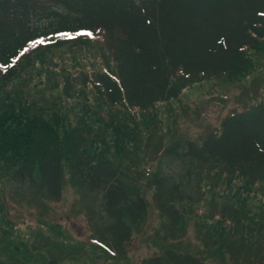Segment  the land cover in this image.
Here are the masks:
<instances>
[{
	"label": "trees",
	"instance_id": "obj_1",
	"mask_svg": "<svg viewBox=\"0 0 264 264\" xmlns=\"http://www.w3.org/2000/svg\"><path fill=\"white\" fill-rule=\"evenodd\" d=\"M78 33L103 36L116 63L114 70L106 65L105 70L94 71L92 78L82 74L83 83L87 78L93 81L109 105L146 110L179 96L175 81L178 73L198 81L233 78L245 71L247 50L264 39V0H0V70L4 71L0 99L7 102L0 103V161L6 163L7 174L14 181H34L37 173L40 189L48 199L58 201L64 181V157L67 158L74 181L82 178L88 190L102 192L103 211L109 221L104 229L108 243L118 249L125 247L132 225L138 224L147 212L138 187L128 185L118 169L98 152L88 156L84 150L86 144L91 145L90 140L71 138L75 135L72 129L90 130L83 114L76 118L78 125L59 132L60 112L54 113L47 103L38 108L33 99L30 105L39 112L26 111L29 104L26 107L22 102L29 96L19 94L33 78L28 72L18 76L16 67L27 66L22 63L24 58L34 61L38 57V52L24 57L25 51L35 45L30 41H52ZM13 76L20 90L13 85L16 90L11 95V89L6 87L13 84ZM63 84L68 93V76L63 77ZM96 114L92 111V115ZM7 134L15 138L7 139ZM163 153L187 160L202 173L263 178L264 101L258 99L226 115L215 132L201 142L172 140ZM154 179L156 175L151 180L153 186L157 183ZM156 188L155 196L160 193L163 200L161 214L171 225L180 223L183 214L176 204L181 201L172 199V193L178 192L177 184L165 191L161 186ZM229 218L238 234L235 256H247L263 244L264 237L252 241L250 232L254 229L249 230L245 209L231 208ZM253 243H257L255 248ZM4 261L0 264H17L19 260ZM139 264L206 262L199 255L167 248Z\"/></svg>",
	"mask_w": 264,
	"mask_h": 264
},
{
	"label": "rangeland",
	"instance_id": "obj_2",
	"mask_svg": "<svg viewBox=\"0 0 264 264\" xmlns=\"http://www.w3.org/2000/svg\"><path fill=\"white\" fill-rule=\"evenodd\" d=\"M50 40L43 39V43L28 48L24 57L37 52L38 57L34 61L23 57L22 63L27 66L16 67L18 76L28 72L33 78L25 92H19L29 96V102L23 98V106L29 104L26 111L38 113L39 109L30 105L33 99L38 108L47 103L54 113L60 112L59 132L78 125L76 118L83 114L90 130L72 129L75 135L71 138L90 140L84 152L106 157L128 185L138 187L147 212L132 225L125 247L117 249L108 243L104 229L109 221L103 211L102 192L88 190L82 178L74 181L67 158L58 201L46 197L37 173L34 181H14L7 174L6 163L0 161V262L139 264L170 248L199 255L206 264H264V242L256 251L250 249L247 256L234 255L239 248L235 239L238 234L229 218L231 208L245 209L249 230L254 229L250 232L252 241L264 237V176L253 180L241 174L202 173L187 160L163 153L172 140L201 142L215 132L226 115L258 99L264 101V39L247 50L246 69L236 77L194 81L178 73L175 81L179 96L146 110L109 105L93 81L87 78L83 83L82 74L92 78L94 71L105 70L106 65L115 69L114 55L103 36L78 33ZM3 74L0 70V80ZM64 76L70 78L68 93ZM16 81L13 76V84L6 87L11 95L20 90L14 85ZM0 103L7 104L2 97ZM87 107L89 112H84ZM92 111L97 114L92 115ZM97 117L98 121L92 120ZM11 125L16 127L15 123ZM6 137L13 140L14 136ZM155 175L157 186L151 181ZM174 184L178 192L172 193V199L181 201L176 206L183 216L180 223L171 225L161 214L160 193L157 197L155 194L156 187L165 191ZM256 246L252 244V248Z\"/></svg>",
	"mask_w": 264,
	"mask_h": 264
},
{
	"label": "snow or ice",
	"instance_id": "obj_3",
	"mask_svg": "<svg viewBox=\"0 0 264 264\" xmlns=\"http://www.w3.org/2000/svg\"><path fill=\"white\" fill-rule=\"evenodd\" d=\"M30 42H31V43H36V41H30ZM40 42H41V43L44 42L42 38H41Z\"/></svg>",
	"mask_w": 264,
	"mask_h": 264
}]
</instances>
